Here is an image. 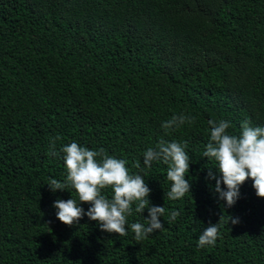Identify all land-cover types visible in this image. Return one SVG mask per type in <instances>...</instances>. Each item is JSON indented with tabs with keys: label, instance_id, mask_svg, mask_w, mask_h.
Listing matches in <instances>:
<instances>
[{
	"label": "trees",
	"instance_id": "1",
	"mask_svg": "<svg viewBox=\"0 0 264 264\" xmlns=\"http://www.w3.org/2000/svg\"><path fill=\"white\" fill-rule=\"evenodd\" d=\"M182 113L195 120L166 135L162 123ZM210 119L264 126V0H0V264H264L253 181L227 207L207 178ZM56 137L57 151L75 141L126 159L151 205L169 210L163 229L135 238L147 210L128 217L126 236L86 216L60 222L54 202L78 197L47 186L66 178L63 154L49 155ZM161 138L188 142L191 189L179 200L166 197L167 165H143ZM221 217L216 244L198 247Z\"/></svg>",
	"mask_w": 264,
	"mask_h": 264
},
{
	"label": "clouds",
	"instance_id": "2",
	"mask_svg": "<svg viewBox=\"0 0 264 264\" xmlns=\"http://www.w3.org/2000/svg\"><path fill=\"white\" fill-rule=\"evenodd\" d=\"M195 117L185 114L174 115L161 127L167 135L169 130H175L185 123H191ZM209 140L203 157L208 161H215L216 168H208V179H215V193L220 200L226 202L227 207L235 205L240 198V187L248 179L253 181V188L259 198H264V126H253L250 120L241 122L238 132H232L234 126L225 119H210ZM50 141L49 155L60 158L61 153L66 169L64 182L50 179L48 188L52 192L65 191L72 188L77 198L68 200L57 199L53 207L57 210V219L66 226H73L85 216L97 222L100 230L115 233L119 236L128 234V217L135 213L148 212L144 223L133 222L131 231L137 240L148 238L158 230H162L161 222L169 210L164 206H152L149 200L151 189L144 177L131 172L128 161L109 155L105 149L91 150L73 141L56 150V140ZM188 142L168 141L161 138L153 147H148L143 153L145 169L151 168L154 162L167 165V179L171 188L166 193L168 200H179L190 193L191 183L186 176L189 172L191 157L186 149ZM141 169L139 160L133 165ZM216 169L220 178L213 173ZM221 184L224 187H221ZM111 188L109 198L104 190ZM82 204L90 207L85 211ZM135 208L133 209V205ZM180 215L179 211L171 210L169 223L174 222ZM232 225L239 223L238 218L228 216ZM221 220L211 224L199 235L197 246L204 248L214 246L221 237Z\"/></svg>",
	"mask_w": 264,
	"mask_h": 264
}]
</instances>
